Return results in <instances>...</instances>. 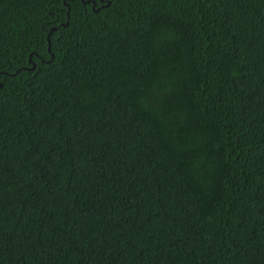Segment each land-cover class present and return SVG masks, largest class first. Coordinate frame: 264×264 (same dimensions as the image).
I'll list each match as a JSON object with an SVG mask.
<instances>
[{
  "label": "trees",
  "instance_id": "1",
  "mask_svg": "<svg viewBox=\"0 0 264 264\" xmlns=\"http://www.w3.org/2000/svg\"><path fill=\"white\" fill-rule=\"evenodd\" d=\"M89 1L0 0V264H264V0Z\"/></svg>",
  "mask_w": 264,
  "mask_h": 264
},
{
  "label": "water",
  "instance_id": "2",
  "mask_svg": "<svg viewBox=\"0 0 264 264\" xmlns=\"http://www.w3.org/2000/svg\"><path fill=\"white\" fill-rule=\"evenodd\" d=\"M83 3H89L90 1L89 0H81ZM100 1H102V0H100ZM92 3H93V6L95 5V1H92ZM68 10H69V6H68ZM67 17H68V13H67ZM65 25H67V22H66V24ZM54 30H56V28L55 27H53V28H51V30H50V32L51 31H54ZM49 32V33H50ZM47 41H48V49H49V47H50V45H49V38L47 37Z\"/></svg>",
  "mask_w": 264,
  "mask_h": 264
}]
</instances>
